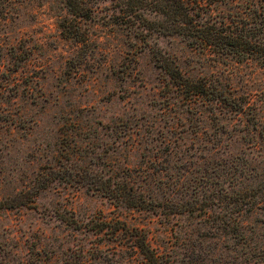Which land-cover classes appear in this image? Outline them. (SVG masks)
<instances>
[{"label": "rangeland", "instance_id": "rangeland-1", "mask_svg": "<svg viewBox=\"0 0 264 264\" xmlns=\"http://www.w3.org/2000/svg\"><path fill=\"white\" fill-rule=\"evenodd\" d=\"M195 2L222 33L252 44L264 30V0ZM88 4L76 41L64 0H0V199L15 203L0 207V264H146L133 225L161 264H264L260 58L135 27L115 0ZM153 53L224 98L182 93ZM69 171L133 181L152 204Z\"/></svg>", "mask_w": 264, "mask_h": 264}, {"label": "trees", "instance_id": "trees-1", "mask_svg": "<svg viewBox=\"0 0 264 264\" xmlns=\"http://www.w3.org/2000/svg\"><path fill=\"white\" fill-rule=\"evenodd\" d=\"M95 0H64L65 8L71 14L73 25H63L67 27V35L76 41H82L78 37V21L80 18H86L90 12L88 3ZM118 10L126 17H133L137 20L135 27L142 26L151 29L160 35L175 34L184 39L186 43L199 45L202 48L212 45L216 51L226 54L236 55L240 58L259 57L261 64H264V30L257 29V34L253 35L254 41L248 42V39L242 38L234 31L229 30L222 33L220 24L215 21L208 25L207 19H201V15L197 13L195 0H115ZM195 2V3H193ZM142 22L139 24V22ZM154 60L158 66L172 78L182 93L187 95H209V100H218L224 98L221 91L216 88L208 89L207 82L204 80L187 79L182 77L176 65L170 61H165L164 57H159L153 53ZM226 104L232 109H239L240 105L234 100L226 101ZM66 169V168H65ZM74 170V169H73ZM69 171L66 178L71 180H81L91 186L93 189L100 191L109 198L123 200L127 205L148 208L152 204L150 195H142L141 191L135 190L132 182L124 181L118 183L109 176L95 174L76 173ZM45 186V183H42ZM19 194V193H18ZM13 199H0V207H11L15 203ZM17 204H25V201H18ZM101 222V221H100ZM100 224V223H99ZM102 224V223H101ZM98 230L102 229L101 225H97ZM116 230L117 227H113ZM130 245L137 250L146 264H161L159 253L150 245L146 233L136 225L131 227Z\"/></svg>", "mask_w": 264, "mask_h": 264}]
</instances>
